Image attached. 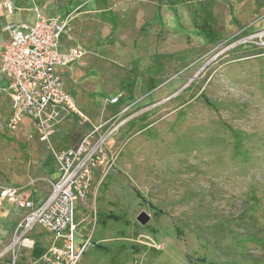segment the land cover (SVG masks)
<instances>
[{
  "label": "rangeland",
  "instance_id": "rangeland-1",
  "mask_svg": "<svg viewBox=\"0 0 264 264\" xmlns=\"http://www.w3.org/2000/svg\"><path fill=\"white\" fill-rule=\"evenodd\" d=\"M38 13L70 21L61 47L83 55L56 72L85 118L66 115L49 140L30 116L12 129L0 81V185H29L42 203L54 151L120 123L111 164L76 201L79 264H264V0H0V20ZM26 214L0 205V264L50 246L36 224L35 249L11 248Z\"/></svg>",
  "mask_w": 264,
  "mask_h": 264
},
{
  "label": "built area",
  "instance_id": "built-area-1",
  "mask_svg": "<svg viewBox=\"0 0 264 264\" xmlns=\"http://www.w3.org/2000/svg\"><path fill=\"white\" fill-rule=\"evenodd\" d=\"M6 7L11 14L16 9L12 2ZM7 30L10 41L0 50V75L8 80L3 90L11 102L9 125L16 129L25 116H30L31 126L41 139L49 140L66 115L85 118L56 72V67H70L78 62L83 51L78 47L60 50L61 36L71 31L67 18L38 13L34 22H13ZM254 38L264 43V30ZM119 127L120 123L112 125L109 121L93 125L75 144L56 149L54 160L59 177L51 181V192L41 204L32 199L29 185H0V205L8 201L27 210L17 223L11 248L32 250L35 242L28 234L36 224L52 235L46 252L30 264H79L89 239L77 241L76 201L87 200L95 170L111 164L108 142Z\"/></svg>",
  "mask_w": 264,
  "mask_h": 264
},
{
  "label": "crops",
  "instance_id": "crops-1",
  "mask_svg": "<svg viewBox=\"0 0 264 264\" xmlns=\"http://www.w3.org/2000/svg\"><path fill=\"white\" fill-rule=\"evenodd\" d=\"M9 16V17H8ZM11 16L12 15H7V16H5L4 18H2V20H0V23L2 24V35L0 36V42L1 41H4V43L6 44V43H8L9 41H10V32H9V30H7V26L9 25V24H11V23H13V22H11L10 20H11ZM33 17H35V16H33ZM10 21V22H9ZM21 21H26V20H21ZM21 21H19V22H21ZM68 35H70V34H68ZM62 37V36H61ZM60 41H61V39H60ZM4 44V45H5ZM3 45V46H4ZM73 48V47H72ZM75 48V47H74ZM71 49V48H70ZM70 49H68L67 50V48H62L61 47V42H60V50L61 51H63V52H66V51H69ZM75 64V63H74ZM67 68H69V67H67ZM59 74V73H58ZM60 76L62 77V75L60 74ZM0 81L2 82L1 84H2V86L3 87H5L6 85H7V83H8V80H7V78H5L4 76H1L0 75ZM8 95V94H7ZM8 98H9V96H8ZM9 101H10V98H9ZM10 109H11V102H10ZM68 147V146H67ZM66 148V147H65ZM97 170V169H96ZM58 171V170H57ZM94 177L96 178V174H94ZM13 185V184H12ZM14 185H16V184H14ZM31 191V190H30ZM31 194H32V199L34 200V202L38 205V204H41V202H37L36 200H35V198H34V193L31 191ZM52 241V240H51ZM33 249H35V247L33 248ZM32 249V250H33ZM40 256V255H39ZM29 264H30V260H29Z\"/></svg>",
  "mask_w": 264,
  "mask_h": 264
},
{
  "label": "water",
  "instance_id": "water-1",
  "mask_svg": "<svg viewBox=\"0 0 264 264\" xmlns=\"http://www.w3.org/2000/svg\"><path fill=\"white\" fill-rule=\"evenodd\" d=\"M137 220L141 223V224H147L150 220V215L149 213H147L146 211H142L138 216H137Z\"/></svg>",
  "mask_w": 264,
  "mask_h": 264
}]
</instances>
